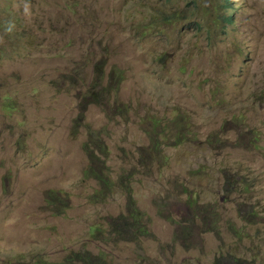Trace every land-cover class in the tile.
Segmentation results:
<instances>
[{"label":"rangeland","instance_id":"obj_1","mask_svg":"<svg viewBox=\"0 0 264 264\" xmlns=\"http://www.w3.org/2000/svg\"><path fill=\"white\" fill-rule=\"evenodd\" d=\"M233 5L0 0V22L9 24L0 28V264H78L75 252L84 249L105 250L111 264H211L226 250L224 237L250 264H264V0ZM159 9L176 17L164 23ZM104 63L105 77L124 78L118 96L107 99L112 107L118 100L123 113L96 101L101 84L94 86L93 77ZM232 114L242 116L240 126L227 124ZM179 115L192 123L172 139L150 124L159 117L175 125ZM84 121L107 131V142L91 153ZM240 129L253 131L256 147L238 145ZM211 135L219 138L209 143ZM151 137L169 159L134 183L150 218L142 251L108 239V218L128 212L126 200L114 194L94 203L100 185L84 171L91 154L115 170L135 164L153 151ZM223 168H244L254 180L251 193L239 198L242 217L234 209L238 195L223 192ZM191 181L195 196L218 200L223 214L236 218L245 233L242 248L222 227L221 238L183 234L174 222L186 210L177 187ZM50 191H65L63 199L71 194L65 214L48 207Z\"/></svg>","mask_w":264,"mask_h":264},{"label":"trees","instance_id":"obj_2","mask_svg":"<svg viewBox=\"0 0 264 264\" xmlns=\"http://www.w3.org/2000/svg\"><path fill=\"white\" fill-rule=\"evenodd\" d=\"M161 20L165 23V19L175 18L176 12L169 13L161 12ZM3 17H0V21ZM7 27L9 24L1 23V27ZM105 63L102 68V72L94 76L96 83L94 86L101 84L100 91L94 92L97 95V102L106 106L107 109L113 110V114L123 113L122 106L115 101L112 107L108 98L114 95L118 96L120 86L124 81V78L120 72H116L117 80H113L111 77H105L104 71ZM84 120V118H83ZM150 124L158 130V132L165 139H172L185 133V123H192L187 117L179 115L172 119L171 125L164 123V119L159 117H152ZM243 123L241 115L232 114L227 124H233L240 126ZM83 127L85 128L86 135L89 141L85 144L87 152L91 153V146H103L106 143L105 135L107 131L104 128L98 129L93 127L89 122L84 121ZM235 139L239 146L247 144L248 146L256 147V138L254 133L248 129H240L235 132ZM218 135H211L208 137V142L213 143ZM151 144L153 151L148 154H139L135 164H129L120 166L116 170L110 164L97 165L96 158L91 154V163L88 162L87 168L84 173L85 176L94 182H98L100 187L95 188L94 193L91 195V199L94 203L104 202L112 197L114 194H122L126 199V206L128 212L121 213L117 216H110L108 218V227L106 229L107 237L113 243L118 244L123 242L125 244L133 243L137 248L143 251V247L140 242L144 237L151 234L149 222L150 218L145 210L141 209L138 205V201L134 196V183L139 181V174L150 177L155 173L156 169L163 166L168 162L169 157L162 152L163 148L159 147L157 140L151 137ZM244 168H239L237 172H231L221 170V180L223 181V192L232 197L235 195L237 199L234 201V209L238 217H242L243 203H240L239 198L243 195L250 194L254 185V180L248 173L243 171ZM112 175H118L117 178H113ZM177 191L180 195L184 196L183 205L186 206L185 212L181 215V220H174L178 224L183 234L192 236L194 233L198 234L202 232L204 234L212 233L216 237L222 235L221 227L229 230V233L234 236L233 243L239 248L243 247V240L245 233L243 229L239 228V224L234 216L223 214L221 209L217 206L218 200L214 202H207L201 200L200 197L195 196V186L192 181L189 184L181 183L177 187ZM65 191H50L47 193V205L57 215L65 214L72 207L71 194L65 199L61 198L62 193ZM200 196V195H199ZM60 200V201H59ZM60 204L59 206H56ZM55 206V209L52 208ZM94 231L103 235V227L99 225L94 226ZM225 249H220L214 256V260L211 264H250L237 249H230L231 245L225 243ZM136 255L137 250L133 251ZM74 260L78 264H111L108 262L106 251L100 250L98 253H94L91 250H80L75 252ZM143 264V263H142Z\"/></svg>","mask_w":264,"mask_h":264},{"label":"clouds","instance_id":"obj_3","mask_svg":"<svg viewBox=\"0 0 264 264\" xmlns=\"http://www.w3.org/2000/svg\"><path fill=\"white\" fill-rule=\"evenodd\" d=\"M225 1V3H226V5H227V7H233L234 5H233V0H224ZM225 18V20H226V22H231L232 21V18H233V14H231V16H229L228 18H227V16H225L224 17ZM11 29H9V31H10ZM120 195H122V194H120ZM123 196V195H122ZM134 196H135V194H134ZM124 197V196H123ZM125 198V197H124ZM136 198V197H135ZM126 200V199H125ZM138 201V200H137ZM138 205H139V203H138ZM139 207H140V205H139ZM141 208V207H140ZM142 209V208H141ZM122 213H124V212H122ZM119 214H121V213H119ZM118 214V215H119ZM117 216V215H116Z\"/></svg>","mask_w":264,"mask_h":264}]
</instances>
